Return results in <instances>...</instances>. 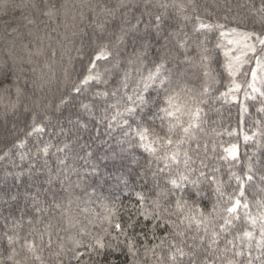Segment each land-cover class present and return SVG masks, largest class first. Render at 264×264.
<instances>
[{"label": "snow or ice", "instance_id": "obj_1", "mask_svg": "<svg viewBox=\"0 0 264 264\" xmlns=\"http://www.w3.org/2000/svg\"><path fill=\"white\" fill-rule=\"evenodd\" d=\"M235 7L0 0V264H264V159L209 115L264 114V0Z\"/></svg>", "mask_w": 264, "mask_h": 264}, {"label": "trees", "instance_id": "obj_2", "mask_svg": "<svg viewBox=\"0 0 264 264\" xmlns=\"http://www.w3.org/2000/svg\"><path fill=\"white\" fill-rule=\"evenodd\" d=\"M57 3L60 0H56ZM71 3L72 0H69ZM197 4L200 6L201 10L207 6L208 10L212 12L211 19L222 18L224 14H226V5L231 4L233 6L232 12L227 13L229 16L233 15L236 12V5L238 3H243L244 0H196ZM209 39H212L210 36ZM222 59V57H221ZM99 67L103 70L105 62L101 61L98 62ZM213 68L215 69L217 76L220 80L219 84L214 85V93L215 89H219L220 92L227 91L226 85L229 83V78L227 73L223 71L222 68H219L217 65L213 64ZM189 75V80L193 84H199L198 80V69L193 68ZM218 94V93H215ZM241 104H247L248 112L243 113V126L241 129ZM258 105L253 101H244L243 93L238 94V100H233L231 96L223 99L217 100L215 104L212 106V110L210 112V118L212 121L215 122V126L222 129L224 131V135L222 137H218L221 141L220 151H223L224 147L230 145V143H236L238 145L240 163L238 164L235 170L243 171L244 163L247 160V156L256 153V155L264 159V147H261L253 141H249L247 143L243 140V132L256 130L255 121L256 120H264V114H258L256 108ZM236 129L239 135L229 136L227 134V130ZM45 140L48 139V136L44 137ZM257 140L260 139L259 136L256 137ZM233 187L235 185L233 184ZM246 195L248 196L249 200H254L257 198V194H255L254 187H246Z\"/></svg>", "mask_w": 264, "mask_h": 264}]
</instances>
